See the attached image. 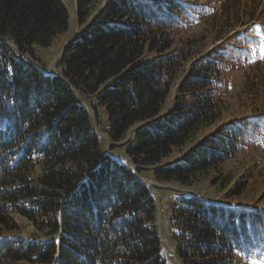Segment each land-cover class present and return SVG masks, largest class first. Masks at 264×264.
<instances>
[{
    "label": "trees",
    "instance_id": "16d2710c",
    "mask_svg": "<svg viewBox=\"0 0 264 264\" xmlns=\"http://www.w3.org/2000/svg\"><path fill=\"white\" fill-rule=\"evenodd\" d=\"M76 1L81 32L56 75L37 50L68 31L63 1L0 0V264H169L157 200L137 173L223 186L227 161L264 149V113L222 120L223 75L258 42L241 33L194 59L179 37L216 17L203 0ZM99 132L124 141L127 162ZM17 214L38 238L16 235ZM170 224L183 264H264V208L181 193Z\"/></svg>",
    "mask_w": 264,
    "mask_h": 264
},
{
    "label": "rangeland",
    "instance_id": "374dc122",
    "mask_svg": "<svg viewBox=\"0 0 264 264\" xmlns=\"http://www.w3.org/2000/svg\"><path fill=\"white\" fill-rule=\"evenodd\" d=\"M68 9L70 20L69 29L57 45L50 48H40L37 56L41 60L45 71L51 74H60L59 63L62 59L64 48L74 41L81 32L77 18V1L62 0ZM106 0H100L98 8ZM214 9V19L208 18L198 25L187 28L179 40L181 43L190 39L194 46L192 58L207 56L213 50L230 43L233 36L243 34L256 26H264V0H203ZM252 37L264 43V35L256 29ZM184 40V41H183ZM191 58V59H192ZM192 61H187L185 68L180 73L176 83L186 75L185 69L191 66ZM230 71L223 77L232 85V92L224 106L222 120L239 118L264 113V59L256 58L245 64L230 66ZM85 101V100H84ZM87 101H89L87 99ZM87 104L88 102L85 101ZM106 152L119 156L122 161L128 159L124 154L122 143L112 145L107 136L99 132ZM229 175L226 185L214 186L211 180H203L193 187H184L177 183H160L153 177L151 169L143 170L138 176L150 186L158 206V228L162 238V252L169 264H183L176 255L177 243L172 239V227L170 224V211L178 204V196L181 193L196 194L214 202L239 203L242 206L252 208H264V149L247 147L238 153L223 166ZM240 183V195H233L237 184ZM20 225L16 235L36 239L40 236L36 233L32 223L25 217L17 214L14 216Z\"/></svg>",
    "mask_w": 264,
    "mask_h": 264
}]
</instances>
